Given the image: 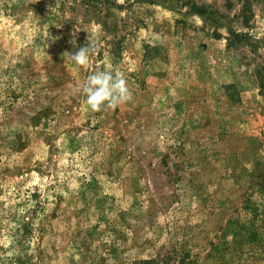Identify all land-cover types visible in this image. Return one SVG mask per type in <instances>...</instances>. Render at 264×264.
Listing matches in <instances>:
<instances>
[{
    "label": "rangeland",
    "instance_id": "1",
    "mask_svg": "<svg viewBox=\"0 0 264 264\" xmlns=\"http://www.w3.org/2000/svg\"><path fill=\"white\" fill-rule=\"evenodd\" d=\"M183 1L0 0V264H264V0Z\"/></svg>",
    "mask_w": 264,
    "mask_h": 264
},
{
    "label": "clouds",
    "instance_id": "2",
    "mask_svg": "<svg viewBox=\"0 0 264 264\" xmlns=\"http://www.w3.org/2000/svg\"><path fill=\"white\" fill-rule=\"evenodd\" d=\"M71 42L75 43V40ZM93 51L94 46L90 42L86 46L79 47L75 52H67V54L74 63L86 65ZM82 92L86 96V103L93 110H99L104 106L115 107L131 99L132 95L123 73L103 69H98L86 77Z\"/></svg>",
    "mask_w": 264,
    "mask_h": 264
},
{
    "label": "trees",
    "instance_id": "3",
    "mask_svg": "<svg viewBox=\"0 0 264 264\" xmlns=\"http://www.w3.org/2000/svg\"><path fill=\"white\" fill-rule=\"evenodd\" d=\"M144 1H149V2H154V1H175V0H144ZM179 1V0H178ZM182 5H190V9L195 12V13H198V14H209V9L211 7V5H206V4H203L201 6L197 5V3H194V1L192 0H185L182 2ZM261 228H264V226H261ZM154 261V260H153ZM141 261V262H136L135 264H155L156 261ZM180 262L182 264H184V260L181 259Z\"/></svg>",
    "mask_w": 264,
    "mask_h": 264
}]
</instances>
